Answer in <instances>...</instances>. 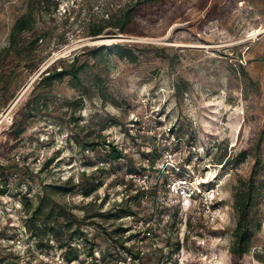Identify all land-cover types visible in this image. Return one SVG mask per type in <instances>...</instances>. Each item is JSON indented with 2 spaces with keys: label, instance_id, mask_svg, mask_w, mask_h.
Masks as SVG:
<instances>
[{
  "label": "rangeland",
  "instance_id": "374dc122",
  "mask_svg": "<svg viewBox=\"0 0 264 264\" xmlns=\"http://www.w3.org/2000/svg\"><path fill=\"white\" fill-rule=\"evenodd\" d=\"M131 1L0 0V263L124 264L106 254L140 239L144 264H264V0L209 21L230 0H166L189 6L166 30L90 34Z\"/></svg>",
  "mask_w": 264,
  "mask_h": 264
},
{
  "label": "trees",
  "instance_id": "16d2710c",
  "mask_svg": "<svg viewBox=\"0 0 264 264\" xmlns=\"http://www.w3.org/2000/svg\"><path fill=\"white\" fill-rule=\"evenodd\" d=\"M208 0H203L199 5L200 8H207ZM232 0L228 1L226 4H219L218 2H212L207 10L206 21L214 19L212 17L213 13H216V19H221L226 11H232ZM175 4L167 2L166 0H133L130 3L126 4L119 10L113 12H107L106 17L101 20L92 21L90 23V34L92 36H99L105 31L107 33L114 34L117 32L122 34H139L146 35L145 26L147 24H155L159 21H165V30L169 28L177 18H183L184 11L189 7L187 3L183 2L180 8V12L173 10ZM35 23V17L32 13L25 14L19 17L11 30L8 46L12 49L16 47L20 41L21 34L24 31H30L33 28ZM37 43V40L36 42ZM114 51H123L126 56L131 55L129 49L124 48L122 45H115ZM104 48L99 47L95 51H103ZM76 61V58H73L71 66ZM68 73L66 67L61 68L53 72H49L48 75L44 76L42 80L49 81L51 84L55 79L62 78ZM74 79H80V74L78 70L72 71ZM12 127L15 126V120L12 119ZM12 137L17 139L23 132L22 128L14 129ZM122 156H114V159H119ZM255 190H249L246 194H242L239 191L238 187L235 188V207L237 208L240 216V220L235 228V242L232 247V254L235 257L241 258L250 250V241L252 237V232L249 230V209L250 201L254 197ZM142 230L138 231L136 238L139 239ZM140 239L137 243L126 246L121 244V250L116 251L115 253H107L106 257H111V260L117 262L122 261L124 264H144V253L143 247L140 243ZM179 250V245L169 254L170 258L174 252ZM163 256V254H162ZM161 256V257H162ZM130 258V260H128ZM110 260V261H111ZM161 258H159V263ZM1 264V263H0ZM5 264H14L13 262H7Z\"/></svg>",
  "mask_w": 264,
  "mask_h": 264
}]
</instances>
